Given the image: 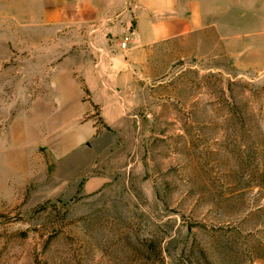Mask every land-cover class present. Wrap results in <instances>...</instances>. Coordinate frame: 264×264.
I'll list each match as a JSON object with an SVG mask.
<instances>
[{"label": "rangeland", "instance_id": "obj_1", "mask_svg": "<svg viewBox=\"0 0 264 264\" xmlns=\"http://www.w3.org/2000/svg\"><path fill=\"white\" fill-rule=\"evenodd\" d=\"M233 3L251 40L153 52L108 125L69 74L92 26L0 0V264H264V0Z\"/></svg>", "mask_w": 264, "mask_h": 264}, {"label": "crops", "instance_id": "obj_2", "mask_svg": "<svg viewBox=\"0 0 264 264\" xmlns=\"http://www.w3.org/2000/svg\"><path fill=\"white\" fill-rule=\"evenodd\" d=\"M233 2L234 0H32L34 8L39 12L36 24L71 26L77 31L92 26L96 38L91 44L96 50L97 60L92 64L78 62L71 67L69 74L75 73L83 79L92 95L91 105L98 107L100 117L108 125L117 124L125 116L122 105L126 106V98L122 94L133 86L136 69L147 62L153 52L173 51L180 55L183 49L192 57H202L207 56L211 50L208 43L251 40L250 37L239 34L242 31V18L244 25L250 19L244 13H234ZM252 18L255 24L254 17ZM229 23L237 26V30H233L231 34L226 27ZM129 32H133V41L127 51H122L121 40ZM110 57H113L112 63L109 61ZM72 58L70 55L63 64H67ZM116 73L118 76H110ZM76 84L54 82L56 89H75ZM79 95V92L70 93L71 97L61 104L66 107L62 116L78 118L81 108ZM90 179L94 185H102L105 181L101 174Z\"/></svg>", "mask_w": 264, "mask_h": 264}, {"label": "built area", "instance_id": "obj_3", "mask_svg": "<svg viewBox=\"0 0 264 264\" xmlns=\"http://www.w3.org/2000/svg\"><path fill=\"white\" fill-rule=\"evenodd\" d=\"M132 41H133V32H129L127 35H125L122 38L121 43H120V49L122 51H127Z\"/></svg>", "mask_w": 264, "mask_h": 264}]
</instances>
